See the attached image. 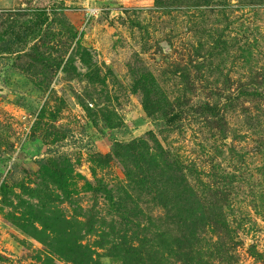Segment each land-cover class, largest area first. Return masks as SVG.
Instances as JSON below:
<instances>
[{
  "label": "rangeland",
  "instance_id": "1",
  "mask_svg": "<svg viewBox=\"0 0 264 264\" xmlns=\"http://www.w3.org/2000/svg\"><path fill=\"white\" fill-rule=\"evenodd\" d=\"M39 9L49 12L41 35L0 53V264H115V242L140 245L151 230L162 248L179 232L173 216L129 187V161L98 157L141 138L154 148L148 133L180 161L204 211L225 215L233 264H264V96L253 94L264 88V0H0V30ZM205 102L219 104L224 132ZM40 197L73 227L24 230ZM205 231L211 246L209 220ZM58 235L56 247H79L53 253L42 240Z\"/></svg>",
  "mask_w": 264,
  "mask_h": 264
},
{
  "label": "trees",
  "instance_id": "2",
  "mask_svg": "<svg viewBox=\"0 0 264 264\" xmlns=\"http://www.w3.org/2000/svg\"><path fill=\"white\" fill-rule=\"evenodd\" d=\"M31 15L22 24L14 22L3 32L0 30V53L19 52L20 47L17 46L18 44L27 45L29 41L41 35L44 25L49 20V12L47 9H39L33 11ZM41 56L44 57L45 55L41 54ZM90 58L83 59L87 66L92 65ZM137 89L143 90L146 96L152 92L148 83L144 82H138L135 86V90ZM242 92L248 93L251 91L247 89L242 90ZM253 94L264 96V88H256ZM145 103L146 109L153 113L152 101L146 97ZM200 109L206 115L213 117L212 119L218 123L221 132L226 130L228 124L221 113L219 104L201 103ZM160 111L166 118L176 117L173 105L164 107ZM146 137L155 141L154 148H151L148 142L141 138L128 143H117L114 154L99 153L98 157L103 164H109L116 156L124 162L129 161L128 166L126 165L130 180L129 187L141 195L146 194V196L152 198L151 201L156 206L165 210L164 216L171 214L174 223L178 225L179 232L172 236L173 242L172 239L166 240L162 248L152 243L157 235L162 233L158 234L157 230H151L154 232L152 234L154 237H151L150 241L149 239L144 240L145 242L143 241L140 245L126 239L120 243L115 242L109 248L110 253L118 259L115 264H233L238 242L233 237V229L228 224L225 215L218 210L204 211L205 207H203L201 197L197 191L199 188L187 179L180 161L172 158L170 153L165 151L153 133H148ZM47 160L43 157L38 159L37 162L45 166ZM108 191L109 199L113 207L117 206V211L125 212L129 210L126 199L122 196L117 198L113 189ZM48 205L40 197L37 204H29L30 211L28 215L33 218V221L25 216L24 224L20 218H17L16 223L20 226L23 224L24 230H27L30 226L34 227L35 221L43 222L46 228L51 222L65 229L73 227L72 223L65 219L62 212L59 210L51 211L47 208ZM162 219V216L156 218V220ZM208 220L210 221L213 239L214 236L216 237L211 246L206 245L207 234L205 229ZM157 225V223L154 224V226ZM37 230L40 232L38 228ZM203 234L206 235L203 236ZM65 240L62 235H58L51 242L46 239L42 241L50 244L51 248L54 247L52 251L55 254L79 247L73 243H69L65 247L55 246L57 242L62 243ZM65 259L74 261L70 256ZM47 264L55 263L49 260Z\"/></svg>",
  "mask_w": 264,
  "mask_h": 264
}]
</instances>
